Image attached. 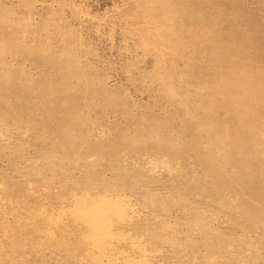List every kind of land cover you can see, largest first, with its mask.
I'll return each mask as SVG.
<instances>
[{
	"label": "rangeland",
	"instance_id": "obj_1",
	"mask_svg": "<svg viewBox=\"0 0 264 264\" xmlns=\"http://www.w3.org/2000/svg\"><path fill=\"white\" fill-rule=\"evenodd\" d=\"M0 264H264V0H0Z\"/></svg>",
	"mask_w": 264,
	"mask_h": 264
},
{
	"label": "bare ground",
	"instance_id": "obj_2",
	"mask_svg": "<svg viewBox=\"0 0 264 264\" xmlns=\"http://www.w3.org/2000/svg\"><path fill=\"white\" fill-rule=\"evenodd\" d=\"M259 148V147H258ZM122 203V202H121Z\"/></svg>",
	"mask_w": 264,
	"mask_h": 264
}]
</instances>
